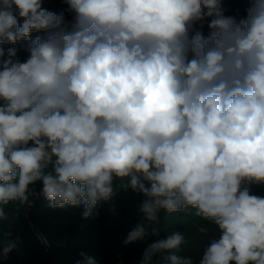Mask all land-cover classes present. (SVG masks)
I'll return each mask as SVG.
<instances>
[{"label":"clouds","instance_id":"1","mask_svg":"<svg viewBox=\"0 0 264 264\" xmlns=\"http://www.w3.org/2000/svg\"><path fill=\"white\" fill-rule=\"evenodd\" d=\"M62 2L0 0V264L19 250L5 207L34 185L88 218L117 179L143 197L124 244L157 237L139 264H264V196L245 186L264 185V0L242 17L222 0ZM189 210L218 233L198 260L181 231L160 238L162 212Z\"/></svg>","mask_w":264,"mask_h":264},{"label":"trees","instance_id":"2","mask_svg":"<svg viewBox=\"0 0 264 264\" xmlns=\"http://www.w3.org/2000/svg\"><path fill=\"white\" fill-rule=\"evenodd\" d=\"M226 15L242 17L248 7L247 0H222ZM44 7L59 13L67 6L62 0H45ZM68 20L72 19L66 13ZM207 34L205 23L203 29ZM37 34H33V38ZM39 35H44L40 33ZM5 49L13 47L4 45ZM18 56L25 59L28 53L26 44L15 45ZM119 179L114 181V195L108 202L101 201L88 218L83 217L84 205L53 208L50 202L39 195L33 209L37 226L27 218L29 206L10 204L5 207L8 220L5 227L11 231L12 239H16L19 250L10 254L5 264H50L47 241L51 247L55 264H77L81 260L80 253L91 257L96 264H139L141 255L152 240L157 237H148L145 241H138L125 245L124 240L128 232L143 218L139 207L142 196L134 193L130 188L121 187ZM246 187L254 195L264 196V185L246 183ZM38 194L41 185H34ZM34 197H30L32 200ZM205 227L206 233L199 229ZM160 238L181 231L185 235L186 243L178 251V255L192 256L198 260L203 247L210 239L218 235L213 225L201 220L195 215V210L180 213H161L159 225ZM44 239H43V237Z\"/></svg>","mask_w":264,"mask_h":264},{"label":"water","instance_id":"3","mask_svg":"<svg viewBox=\"0 0 264 264\" xmlns=\"http://www.w3.org/2000/svg\"><path fill=\"white\" fill-rule=\"evenodd\" d=\"M41 194H42V192L40 191V192L38 193V195L35 196V197L32 199V205L29 206V210H28V214H27V218H28L29 221H30L33 225H35V226H37V223H36L35 218H34L33 209H34V206H35V204H36V200H37V198H38L39 195H41ZM42 237H43V236H42ZM43 239H44V237H43ZM44 242H45V244H46L47 247H48V252H49V257H50V264H55L54 253H53L51 247L49 246V244L47 243V241H46L45 239H44Z\"/></svg>","mask_w":264,"mask_h":264}]
</instances>
